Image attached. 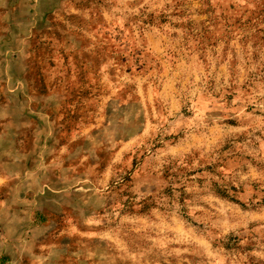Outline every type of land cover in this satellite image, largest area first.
Listing matches in <instances>:
<instances>
[{
	"label": "rangeland",
	"instance_id": "1",
	"mask_svg": "<svg viewBox=\"0 0 264 264\" xmlns=\"http://www.w3.org/2000/svg\"><path fill=\"white\" fill-rule=\"evenodd\" d=\"M0 264H264V0H0Z\"/></svg>",
	"mask_w": 264,
	"mask_h": 264
}]
</instances>
